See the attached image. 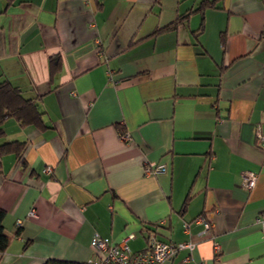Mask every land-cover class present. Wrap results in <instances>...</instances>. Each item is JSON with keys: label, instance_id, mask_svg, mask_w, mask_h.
Masks as SVG:
<instances>
[{"label": "crops", "instance_id": "obj_1", "mask_svg": "<svg viewBox=\"0 0 264 264\" xmlns=\"http://www.w3.org/2000/svg\"><path fill=\"white\" fill-rule=\"evenodd\" d=\"M202 1L0 0V81L43 121L1 125L24 148L0 153V264L88 262L94 235L133 252L151 233L193 245L165 264H264V0Z\"/></svg>", "mask_w": 264, "mask_h": 264}, {"label": "built area", "instance_id": "obj_2", "mask_svg": "<svg viewBox=\"0 0 264 264\" xmlns=\"http://www.w3.org/2000/svg\"><path fill=\"white\" fill-rule=\"evenodd\" d=\"M257 137L264 143V134L257 133ZM51 166L47 165L45 171H50ZM145 171L149 174H155L165 171L163 165H154L147 163ZM257 175L253 171H244L242 175V186L246 190H251L256 184ZM32 214L33 212L30 211ZM212 220L205 215H199L194 219L195 223L203 225L204 230L212 228ZM261 232L264 238V213L257 217ZM21 219H18L16 225H20ZM184 230H189V223L184 224ZM122 239L118 244H108L100 239L98 235L92 238V249L94 251L93 259L89 260L92 264H165V261L178 249L183 247H192L190 242L168 243L158 240L153 233L149 235L148 246L143 250L131 251L126 242ZM214 250H219L217 241H213ZM199 264H204L203 262Z\"/></svg>", "mask_w": 264, "mask_h": 264}, {"label": "trees", "instance_id": "obj_3", "mask_svg": "<svg viewBox=\"0 0 264 264\" xmlns=\"http://www.w3.org/2000/svg\"><path fill=\"white\" fill-rule=\"evenodd\" d=\"M11 0H8V2ZM214 1L203 0L196 9H203L205 5L214 4ZM191 11L178 15L168 28L175 27L181 20H184ZM50 65L59 63L58 55L50 58ZM9 117H14L22 125H32L39 127L43 125L41 112L38 110L37 104L32 98H25L21 90L13 85L10 81L4 79L0 81V135L2 133V123ZM24 148L23 142L3 143L0 145V153L12 149L16 154L20 155ZM5 212L0 209V253L6 250L10 243V237L4 230L3 220ZM43 264H92L91 262L69 261L61 259H47Z\"/></svg>", "mask_w": 264, "mask_h": 264}]
</instances>
